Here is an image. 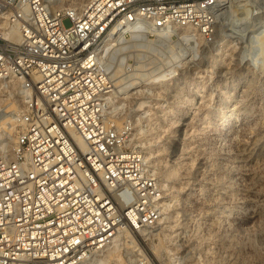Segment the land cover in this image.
<instances>
[{"label": "built area", "instance_id": "2783aa9c", "mask_svg": "<svg viewBox=\"0 0 264 264\" xmlns=\"http://www.w3.org/2000/svg\"><path fill=\"white\" fill-rule=\"evenodd\" d=\"M234 7L235 0H89L61 9L0 0V81L17 82L24 99L12 153L0 159V264H89L119 230L136 239L156 227L166 193L132 136L137 114L177 107L166 97L184 78L167 72L152 85L158 66L143 71V62H121L115 50L136 33L184 40L185 27L212 42L227 21L236 28Z\"/></svg>", "mask_w": 264, "mask_h": 264}, {"label": "rangeland", "instance_id": "374dc122", "mask_svg": "<svg viewBox=\"0 0 264 264\" xmlns=\"http://www.w3.org/2000/svg\"><path fill=\"white\" fill-rule=\"evenodd\" d=\"M47 1L61 9L79 6V0ZM234 10L236 28L227 21L212 42L194 31L195 43L147 38L138 42L144 47L118 54L126 63L139 58L153 67L174 48L185 63L176 70L183 83L166 97L177 107L137 114L141 126L132 136L166 193L159 223L146 238L136 237L150 264H264V156L241 166L234 158L237 141L250 148L264 142V0H235ZM254 12L258 18H252ZM63 23L72 25L68 18ZM187 42L195 53L181 52ZM230 97L241 101L246 114L226 151L215 136L232 114ZM12 105L22 108L20 91L0 81V159L12 153L16 140L13 122L2 124ZM254 211L260 218L238 224ZM132 246L117 241L90 262L137 264Z\"/></svg>", "mask_w": 264, "mask_h": 264}, {"label": "bare ground", "instance_id": "6f19581e", "mask_svg": "<svg viewBox=\"0 0 264 264\" xmlns=\"http://www.w3.org/2000/svg\"><path fill=\"white\" fill-rule=\"evenodd\" d=\"M89 0H79V2L77 3L79 6L78 7H81L83 6L86 2H88ZM15 35L17 36V39L15 40L16 42L19 41V31L18 30H15ZM194 31H196L194 28L192 27H185L183 29H181L179 32L184 36V38H186V40H196L197 38V35L200 33L198 31H196L197 33H195ZM166 36L162 33H157V36H156V39H163L165 38ZM131 39V40H130ZM124 41L123 42V45L122 46H119L116 50H115V54L114 55H118L120 52L124 51V50H128L130 51V49L132 48H135L137 49L138 47L143 46V44L141 43H138L140 41H146L147 40V36L144 35V34H139V33H136V34H133L131 36V38ZM170 40V39H169ZM187 40V41H188ZM133 42V43H131ZM189 42V41H188ZM188 42L186 43V45L184 46H181L180 50L181 52L185 51L186 50H190L191 48H194V47H188ZM193 42V41H191ZM190 42V43H191ZM196 42V41H195ZM193 42V43H195ZM171 48V47H170ZM134 50V49H133ZM171 50V49H170ZM194 50L195 49H191ZM128 51V52H129ZM125 52V51H124ZM131 52V51H130ZM192 52V54H193ZM195 53V52H194ZM122 54V53H121ZM125 55V54H124ZM181 55L179 56V53L176 52V50L174 48H172L171 52H170V56L166 57L165 60L163 62H161V65L158 66V67H154V71L152 72L153 75H151V77H149L147 80H151L150 83L152 85H156V86H160L162 85L163 81L166 80L165 79V76L167 74V72H169V74H175L176 73V70L179 68V67H183L184 66V58H180ZM125 57H120V60L121 62H124ZM139 59V58H138ZM124 60V61H123ZM148 65H152L151 64H141V68L143 71H148L150 70L151 68H153L152 66H148ZM138 66V65H137ZM148 66V67H147ZM133 67V66H132ZM139 67V69H135V75H134V79H132L128 84L130 86H137V81H138V72L140 71L141 69ZM248 82V80L246 81ZM252 82V81H251ZM238 83V82H237ZM14 87H18V90L20 88L19 84L17 82H12L11 83ZM247 84V83H246ZM249 84V83H248ZM251 84V83H250ZM18 85V86H17ZM252 87V85H251ZM250 91V90H249ZM251 92V91H250ZM251 94V93H250ZM246 96V95H245ZM243 97V95H242ZM241 97V98H242ZM251 97V96H250ZM249 97V98H250ZM231 98V97H230ZM240 99V98H239ZM24 100V99H23ZM231 100V101H230ZM229 101V106L233 107L231 109V112L232 114L228 117V119L225 121V123L222 125L221 127V130L216 134V141H217V144H218V148H222L221 146H225L226 147V151H229L231 147L228 148L227 146V141H228V138L230 137L231 134H233L235 131L237 132L238 129L240 128V125H241V121H243L245 119V114L244 113V109H245V106H241V101L238 100V99H235V97H232ZM245 100V98H244ZM247 101V100H246ZM243 102V100H242ZM241 103V104H240ZM21 107L17 106V105H12L11 106V117L10 118H6L4 119V121L2 122V124H11V122H13V126H15L14 124V117L16 114L20 113L21 112ZM244 110V111H243ZM244 123V122H243ZM2 126V125H1ZM12 126V129L14 128ZM11 129V128H10ZM242 130V129H241ZM72 136L73 138H75V140L80 144V145H83V142L82 140L80 139V137L77 135V134H74L72 133ZM230 139V138H229ZM239 139V138H238ZM231 141V139H230ZM236 142V141H235ZM260 142V141H259ZM223 143V144H222ZM256 143V141H255ZM258 143V141H257ZM264 143V142H263ZM263 143H260V144H254L256 145L255 147L253 146L252 148L242 144L240 141H237L236 143V148H237V151H236V155H235V162L239 163L240 166L243 165V164H246V163H252L253 160H255L256 158H259V157H263L264 156V144ZM222 144V145H220ZM250 146V145H249ZM13 150V149H12ZM225 150V149H224ZM229 153V152H228ZM229 155V154H228ZM148 160V158H146ZM225 167V166H224ZM249 177L252 178L253 177V174L250 173L249 174ZM254 178V177H253ZM165 205V204H164ZM245 214V213H244ZM260 213L258 212H252L250 213V215L247 217V218H242L238 221V224L240 225H247V224H251L252 222H254L256 219L260 218ZM239 225V226H240ZM259 228V227H258ZM148 232H144L142 231L141 234L142 236H148L147 234ZM146 238V237H145ZM120 240H124L126 246H131L133 244V246L131 247L132 250H134L136 252V262L137 264H150L149 262V258L147 257V254L145 253L144 251V248L140 245L139 242H137V240L135 239V232L132 231L131 229L130 230H119L114 239L112 240L113 243H116L117 241H120ZM109 247V245L107 247H104L102 249H99L97 251L94 252V254L91 256L90 258V261L92 260V258L94 256H98L100 253L104 252L105 250H107V248ZM258 250V248H257ZM129 253V252H128ZM141 258V259H140ZM106 260V259H105ZM139 260H141V262H139ZM91 264V262L89 263ZM132 264V263H131Z\"/></svg>", "mask_w": 264, "mask_h": 264}]
</instances>
